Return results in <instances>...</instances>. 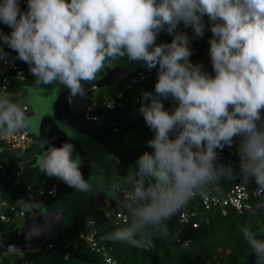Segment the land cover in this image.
I'll return each instance as SVG.
<instances>
[{
  "label": "clouds",
  "instance_id": "obj_1",
  "mask_svg": "<svg viewBox=\"0 0 264 264\" xmlns=\"http://www.w3.org/2000/svg\"><path fill=\"white\" fill-rule=\"evenodd\" d=\"M205 17L211 22L214 76L189 60V37L181 30V25L191 27L202 37ZM0 24L11 29L9 34L0 29V43L29 65L37 87L63 86L70 103L95 87L98 74L118 59L157 69L155 95L143 92L142 101L148 103L139 108L153 133L147 142L151 152L136 160L138 178L122 201L131 222L107 239L152 246L146 229L163 226L177 212L183 218L181 209L197 189L225 175L223 167L217 171L214 166L216 150L231 148L236 137L241 138L243 180L253 178L257 191L264 192V0H26V10L20 0H0ZM161 32L174 37L171 43L156 44ZM6 57L0 48V60ZM10 95L0 93V130L5 134L28 128L34 119ZM169 98L172 110L165 109ZM73 152L71 143L49 147L37 157L36 166L69 188L88 193L91 175L84 179L82 160L79 155L73 158ZM227 174L231 177L232 170ZM21 204L40 208L42 215L47 211L42 203ZM94 223L89 218V224ZM43 233L32 227L26 238ZM138 233H144L143 242ZM243 236L255 264H264V239L248 228Z\"/></svg>",
  "mask_w": 264,
  "mask_h": 264
},
{
  "label": "trees",
  "instance_id": "obj_2",
  "mask_svg": "<svg viewBox=\"0 0 264 264\" xmlns=\"http://www.w3.org/2000/svg\"><path fill=\"white\" fill-rule=\"evenodd\" d=\"M0 29L6 34L10 33L2 24ZM165 33L161 32L158 35L157 45L162 43ZM206 36L208 34H205ZM209 39L201 37L200 41L190 42L189 47L193 51H197L199 47L207 48L210 46ZM171 41L172 39H169L167 43ZM0 48L4 51L8 49L7 45L2 43ZM145 68L140 66L133 74L120 80L115 88H102L92 94L77 105L73 113L75 123L108 148L118 170L119 180L125 186V193L132 192L134 178H138L136 177V160L145 151L151 152L147 142L152 138L153 133L145 125L139 112L141 103L148 102L141 101L140 104L134 105L136 96L128 89L132 78ZM23 86L25 85L15 86L12 91L17 93ZM147 92L155 95L153 88ZM117 93L123 94L121 102L125 108L109 111L107 103L113 100L120 101L116 97ZM12 101H17L21 105L26 104L18 94ZM93 101L98 104L96 111L108 117L107 123L102 128L85 120V108ZM164 103L166 110L173 109L174 102L170 98ZM134 112L136 115L132 116ZM28 113H31L30 107L26 115ZM111 122L118 129L115 133L110 126ZM20 130L28 132L33 144L26 151L6 147L5 152L0 156V163L5 166V173L0 171L2 198L9 202V208H16L15 212L5 209L6 214L10 216V221L4 222L0 219V234L12 231L17 225L25 223L27 217L20 218L18 215L19 204L21 198L32 191L40 188L48 191L54 183L59 181L56 198L45 194L37 200V204L42 203L46 207L52 205L61 195L74 190L59 179L48 177L40 172L36 166V159L47 150V147L42 148L41 141L32 137L26 128ZM1 146L3 143L0 141ZM216 151L222 158L218 170L223 167L226 170L225 175L197 189V194L203 191L210 193L211 196L224 198L235 183L243 180V174L240 171L235 149L225 146L222 151L220 149ZM73 158H75V152H73ZM228 169L232 170L231 177L227 174ZM89 171L88 166H81L85 180L88 178ZM198 196L191 198L185 205L191 213L196 214L191 218L190 224L182 223L180 212H177L163 226L159 228L149 226L146 229L147 238L153 242L150 247H133L127 242L106 238L116 229L108 218L109 215L122 212L128 215V224L131 222V215L125 207L111 201L112 206L108 211L97 212L93 218L97 249H93L83 238L93 230L89 220L76 217L71 228L61 231L56 239L43 245L39 252L30 253L24 257L5 256L0 259V264H106L104 252H107L116 264H255V255L243 236V229L248 228L256 234L258 239H264V233H262L264 232V198L253 199L251 211L238 214L234 209L226 208L227 213L224 215L220 208L206 210ZM193 224H198V227L194 228ZM137 238L143 242L144 233H138ZM187 241L191 243L186 245ZM50 245L52 249L49 248Z\"/></svg>",
  "mask_w": 264,
  "mask_h": 264
},
{
  "label": "water",
  "instance_id": "obj_3",
  "mask_svg": "<svg viewBox=\"0 0 264 264\" xmlns=\"http://www.w3.org/2000/svg\"><path fill=\"white\" fill-rule=\"evenodd\" d=\"M45 86L49 92L41 96L40 85L38 100L33 107L37 123L42 128L39 134L36 131L37 136L41 143L48 142L44 145L47 148L61 147L64 143L73 144L75 158L79 155L82 160L81 166L90 168L87 180L91 175L89 182L92 184V190L82 193L74 189L63 194L52 205L44 207L47 211L43 215L39 209L31 214L25 223L17 225L12 231L0 234V258L24 257L30 253H37L43 245L56 239L61 231L71 228L76 217L93 219L95 213L108 211L112 206L111 201L124 206L122 201L125 200L123 196L125 186L119 180L118 170L108 148L83 131L74 121V108L95 91H90L89 86L84 97L77 96L70 103L68 89L59 85ZM45 131L49 136H44ZM93 164L97 167L93 168ZM114 184H119L120 187L114 188ZM32 227H39L44 233L36 238L27 239L26 233ZM10 245H15V250L10 251Z\"/></svg>",
  "mask_w": 264,
  "mask_h": 264
},
{
  "label": "built area",
  "instance_id": "obj_4",
  "mask_svg": "<svg viewBox=\"0 0 264 264\" xmlns=\"http://www.w3.org/2000/svg\"><path fill=\"white\" fill-rule=\"evenodd\" d=\"M20 6L22 10L26 9V0H20ZM205 29L204 34L202 38H210L211 40L213 38L212 33L210 31L211 28V22L207 20V17H205ZM6 27L8 31L10 32L11 29ZM181 30L184 31L187 36L189 37V41H200L201 36H195L194 30L189 27L187 29L183 28V25H181ZM205 34H208V36L205 37ZM174 37L172 35H168L167 33L164 34V38L162 43H167L169 39H173ZM202 41V40H201ZM191 49V48H190ZM192 55L189 57V60L195 65V64H203V71L207 72L209 75L214 76V72L212 70V63H211V57H210V46L207 48H201L199 47L197 51H193L191 49ZM7 57L4 60H0V93L11 95L9 96V99H16L17 93L13 92L12 89L15 86L18 85H26L32 83L36 77L33 76L30 72L29 65L24 63L23 61L19 60L18 54L8 48L6 51ZM157 82V69L153 68L151 70H148L145 68L143 71H139L136 76H134L131 80V82L128 85V89L130 91H133L136 98H134V105H138L142 101V93L147 92L149 89L155 88V83ZM118 100H113L107 103V108L109 111H115L118 109H124L125 106L122 104L121 100L123 98L122 93L116 94ZM17 102V101H16ZM22 108L25 109V112L29 111L28 105H21ZM98 108V104L96 101H93L90 105L86 106L85 108V120L91 123H94L99 128L104 127L105 123L108 121V117L104 114H99V112L96 111ZM132 116H135L136 113H132ZM262 116H264V113H262ZM258 122V126H259ZM111 128L113 129V132H117V127L113 122L110 123ZM240 137L234 138L233 145L231 148L235 149L237 152V159L239 161V155H238V149H239V142ZM0 141L3 143V146L0 147V156L5 152V148L9 147L10 149H20L21 151H26L30 146L33 144L32 138L29 136L27 131H21L20 129L13 130L10 133L5 134V132L2 130L0 131ZM222 161V158L217 155V159L213 162L216 170H218V166L220 162ZM0 171L5 173V166L0 163ZM147 187V185H145ZM257 185L253 178H249L247 182L242 180L241 182H237L234 184L233 188L229 191V193L224 198L220 197H214L211 196L208 192H199V194H196L193 197H196L199 195L200 202H202L203 206L206 210H211L212 208H220L222 210V213L226 215V208H232L234 209L238 214H243L245 212L251 211L253 209L252 200L253 199H262L264 198V192H258L257 191ZM59 189V181L54 183L53 187L50 190H45L44 188H40L38 190L32 191L29 195L26 197L21 198L19 209H18V215L20 218H26L29 215L37 212L38 208L31 207V209H25V207L21 204L23 202L24 205H35L37 204V200L44 196L45 194H49L53 198L57 197ZM124 193V199L126 200L131 192H123ZM192 197V198H193ZM9 202L4 200L2 198V192L0 191V219L4 222L10 221V216L6 214L5 209H11V212H15L16 208L12 207L9 208ZM264 207V206H263ZM183 212V218H181V222L185 224H190L191 218H193L196 214L191 213L185 206L183 209H181ZM108 218L112 222L115 228L117 227H126L129 222V217L127 214L119 212V213H113L112 215H109ZM93 230L89 234L85 235L83 238L87 241L89 245L93 249H97V243L95 240L96 231L94 230V225H91ZM194 228L198 227V224H193ZM191 243L190 241H187L188 245ZM49 248L52 249V245L49 246ZM77 248V246H75ZM104 250V249H103ZM103 257L106 264H116L115 261H113L107 252L103 253Z\"/></svg>",
  "mask_w": 264,
  "mask_h": 264
},
{
  "label": "rangeland",
  "instance_id": "obj_5",
  "mask_svg": "<svg viewBox=\"0 0 264 264\" xmlns=\"http://www.w3.org/2000/svg\"><path fill=\"white\" fill-rule=\"evenodd\" d=\"M142 64L143 62L129 61L126 57L118 59L112 62L111 66L106 65L105 69L98 74L94 82L95 87H91L89 89L90 91L92 90L96 93L97 90H99L100 88H115L117 86L118 81L122 80L124 77L133 74L140 66H142ZM35 82L36 79L32 83L21 87V91L17 92V94L21 98V100L26 103L31 109V113H28L27 116L30 118H34L33 124L26 129L31 133L32 137L38 138L36 131L39 134L42 128L37 123V115L35 110L33 109V107L36 106V100H38V87ZM47 92H49L47 91V87L45 85H42L40 89L41 96H44ZM45 133L46 134H44V136H49L48 132L45 131Z\"/></svg>",
  "mask_w": 264,
  "mask_h": 264
}]
</instances>
